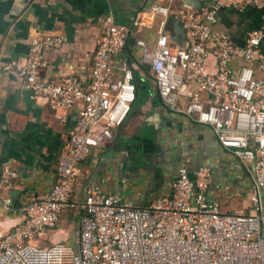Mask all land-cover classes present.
Returning a JSON list of instances; mask_svg holds the SVG:
<instances>
[{"label":"built area","instance_id":"2783aa9c","mask_svg":"<svg viewBox=\"0 0 264 264\" xmlns=\"http://www.w3.org/2000/svg\"><path fill=\"white\" fill-rule=\"evenodd\" d=\"M198 1L204 5L184 7L175 17L185 47L166 34L172 13L158 4L136 18H160L153 47L138 39L135 43L163 106L208 128L250 173L246 205L223 214L220 202L209 196L213 173L208 167H200L194 178L181 168L171 193L147 207L99 186L88 188L81 203L73 200L81 163L93 149L112 143V131L122 126L136 100L133 71L124 68L117 82L112 65L132 32L107 15L86 85L73 76L51 81L41 77L48 68L46 52L63 46L59 37L36 40L26 58L3 65V71L22 80L32 100H46L58 118L74 110L78 116L55 184L33 197L23 220L0 236V264H264V0ZM248 8L258 9L262 22L247 33L243 46L215 33L220 11ZM18 178L11 167L0 171V207H10L9 194ZM70 210L80 215L76 251L69 253L62 244H36Z\"/></svg>","mask_w":264,"mask_h":264},{"label":"crops","instance_id":"0c3cea01","mask_svg":"<svg viewBox=\"0 0 264 264\" xmlns=\"http://www.w3.org/2000/svg\"><path fill=\"white\" fill-rule=\"evenodd\" d=\"M153 4L170 9L172 17L165 32L175 43L176 39L184 41L174 25L177 13L184 7L204 5L198 0H0V171L11 167L19 175L9 194L10 207H0V236L23 220L24 208L33 197L49 192L55 184L69 131L78 116V110H74L59 113L58 118L46 100H32L22 80L13 72L3 71V65L26 58L34 41L59 37L63 46L46 52L48 68L41 77L51 81L73 76L86 85L102 36V20L107 15L132 32L112 65L117 82L124 68L133 71L136 100L122 126L112 131V143L93 149L81 163L73 200L81 203L88 188L99 186L105 192L119 193L137 207H147L171 193L170 185L181 168L194 178L200 167H208L213 173L209 196L220 202L221 212L233 214L246 205L251 192L250 173L221 147L208 128L163 106L149 66L141 62L135 40L152 48L160 18L149 17L143 22L136 18ZM261 19L262 13L256 8L224 9L219 12L215 33H224L243 46L247 33L259 28ZM210 66L214 67L213 60ZM79 228V213L66 211L58 225L35 242L42 247L62 244L73 253Z\"/></svg>","mask_w":264,"mask_h":264},{"label":"water","instance_id":"95a60500","mask_svg":"<svg viewBox=\"0 0 264 264\" xmlns=\"http://www.w3.org/2000/svg\"><path fill=\"white\" fill-rule=\"evenodd\" d=\"M174 25L177 26V27L179 28V30H180V33H181V34H180L179 36L184 37L183 31H182L181 26H180V24L178 23V21H175V20H174ZM178 41H179V42H183L182 45H180L181 47H185V45H186V41H183L182 39H181V40H180V39H178V40L176 39V43H177ZM174 42H175V41H174Z\"/></svg>","mask_w":264,"mask_h":264}]
</instances>
